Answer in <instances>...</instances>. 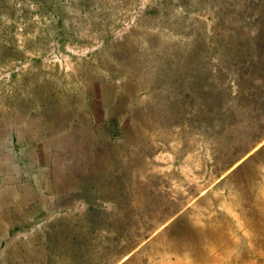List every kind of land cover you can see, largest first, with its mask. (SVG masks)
Returning <instances> with one entry per match:
<instances>
[{"label":"rangeland","instance_id":"obj_1","mask_svg":"<svg viewBox=\"0 0 264 264\" xmlns=\"http://www.w3.org/2000/svg\"><path fill=\"white\" fill-rule=\"evenodd\" d=\"M165 252L264 264V0H0V264Z\"/></svg>","mask_w":264,"mask_h":264},{"label":"bare ground","instance_id":"obj_2","mask_svg":"<svg viewBox=\"0 0 264 264\" xmlns=\"http://www.w3.org/2000/svg\"><path fill=\"white\" fill-rule=\"evenodd\" d=\"M214 258H216V257H213V259ZM126 259L127 258L123 259V261L126 260ZM183 259L184 258H180V259H177L176 262H173L172 259H171V254H169L168 252H165L164 256H161L160 261L155 262V264H183V262H186V259L185 260H183ZM216 260H217V258H216ZM186 264H191V263H186Z\"/></svg>","mask_w":264,"mask_h":264}]
</instances>
